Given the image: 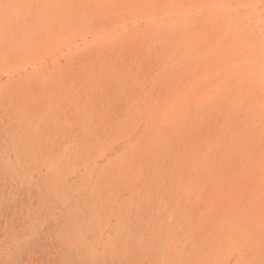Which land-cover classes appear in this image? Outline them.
I'll return each instance as SVG.
<instances>
[{"label":"rangeland","instance_id":"1","mask_svg":"<svg viewBox=\"0 0 264 264\" xmlns=\"http://www.w3.org/2000/svg\"><path fill=\"white\" fill-rule=\"evenodd\" d=\"M0 264H264V0H0Z\"/></svg>","mask_w":264,"mask_h":264}]
</instances>
